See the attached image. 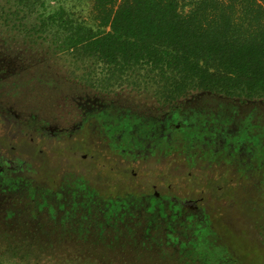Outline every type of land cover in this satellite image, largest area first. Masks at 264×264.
Wrapping results in <instances>:
<instances>
[{
	"label": "rangeland",
	"instance_id": "obj_1",
	"mask_svg": "<svg viewBox=\"0 0 264 264\" xmlns=\"http://www.w3.org/2000/svg\"><path fill=\"white\" fill-rule=\"evenodd\" d=\"M44 1L0 0V251L51 215L108 238V264H264V99L99 91L34 31ZM94 4L68 9L96 29Z\"/></svg>",
	"mask_w": 264,
	"mask_h": 264
},
{
	"label": "trees",
	"instance_id": "obj_2",
	"mask_svg": "<svg viewBox=\"0 0 264 264\" xmlns=\"http://www.w3.org/2000/svg\"><path fill=\"white\" fill-rule=\"evenodd\" d=\"M49 1L34 31L48 32L59 51L80 64L82 80L99 91L149 90L165 105L196 92L264 99V0H95L96 29L69 11L72 0H54L52 7ZM16 2L46 7L44 0ZM67 184L48 191L59 195ZM93 208L79 216L92 217ZM50 219L48 233L39 229L35 240L1 247L0 264H108V238L76 219L61 218L54 231L57 217Z\"/></svg>",
	"mask_w": 264,
	"mask_h": 264
}]
</instances>
